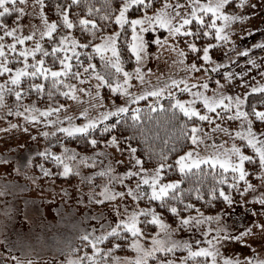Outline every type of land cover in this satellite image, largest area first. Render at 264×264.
<instances>
[{"label":"snow or ice","instance_id":"6c2138e0","mask_svg":"<svg viewBox=\"0 0 264 264\" xmlns=\"http://www.w3.org/2000/svg\"><path fill=\"white\" fill-rule=\"evenodd\" d=\"M27 4L28 0H0V77H4L0 80V109L6 106V98L14 96L15 115L23 116L29 122H37L40 117L47 118L52 114H59L61 109H67L68 106L58 102L57 107L49 105L41 108L36 103L22 105L19 102L25 94L31 95L35 90L43 97L47 88L49 100L59 94L72 100L83 101L84 97L78 93L85 92L92 95L91 88H78L77 84L71 83L70 80L84 84L85 80L92 77L97 81L96 89H101L106 85L112 93L128 97L124 104H115L111 101L113 107L104 109V103L107 101L97 91L95 96L99 97L100 102L97 105H89V107H100L102 111L98 116L90 117L85 109L78 113L84 118L83 123H72L73 117L68 115L63 117L64 120L69 121L67 126H63L59 115L55 121L52 119L43 121L46 125L53 126L60 123L61 126L57 127L56 131L67 136H82L92 146L94 152L92 155L80 154L65 147L61 154L45 151L39 155L52 160L57 166H62V171L58 173L59 176L68 177L75 172L76 176L81 177V184L88 186L89 195L86 201L78 202L102 205L105 206V211L114 214L112 221L109 222L105 219L103 212L100 213V218L104 220V223L100 226L99 234H96L94 228L91 233H86L81 237L84 247L88 248L90 243L92 251H86L77 259L68 260L65 264H187L189 259L195 261L198 257L204 259L198 261L197 264H221V261L222 264H264V258L258 255L241 258L240 254H237L235 257H230L223 255L220 251L223 244L230 241H238L248 246L245 237L255 234L253 226H245L242 231L233 233L221 224L223 210L215 216H204L199 209L196 210L195 216L181 215L176 204L169 203V200L185 201L183 196L185 190L179 187L182 181L180 179L164 180L167 174L165 169L168 172L178 169L181 176L185 178L190 174L206 177L209 173L205 172L201 166L208 164L213 169L211 175L216 181L209 189L208 196L213 199L220 197L229 206L238 202L245 205L250 203L251 201L247 200L235 201L231 191L219 185H228V189H235L241 197L249 190L256 191L257 185H254L249 177H255L260 182V186L264 187V130L257 131L251 118L255 117L261 129H264V110L258 109L256 105L251 106V112L245 110L242 106L247 103L249 93L226 95L221 91L224 85L219 79L216 80L217 87L212 90L211 95L207 94L210 87L207 79L202 82H191L186 78H170L162 86H154L151 90L146 88L140 94H134L129 91L132 86L130 81L133 79V73L123 67L124 57L122 55V51H127L128 58L135 60L136 67L133 72L135 78L143 84L142 65L152 55L149 52V44L154 43L158 46V55L163 46L161 42L169 44L171 41V50L177 53V60L173 63L183 65L186 59L185 51L177 47L174 38L190 37L192 39L185 41L186 48L197 53V59L202 60L203 63L198 64L196 60H193L185 66L186 69L190 68L192 72L203 69L207 73L211 66V71L216 72L227 65L214 61L210 49L231 41L232 38L229 35L232 31L231 26L237 21L243 22L249 18L246 15L249 0H119L116 6H113L111 0H104L103 5L94 4L91 0H63V2L56 0L54 10L57 19H49L45 12V0H32L33 8H38V11L31 14L26 11ZM250 6L256 8L259 5L252 3ZM81 11L86 12L87 15H81ZM27 15L38 16L40 26L32 23L30 30L25 33V25L22 21ZM95 16H99V21L94 18ZM8 17H12L11 25ZM112 23L117 27L106 31ZM77 25L81 30L80 38L70 31L77 28ZM161 30L166 31L168 35L151 36L152 33H160ZM251 31L254 32L256 29L252 28ZM129 32L130 39L128 38ZM97 33H100L99 37ZM241 33L242 36L251 35V32L244 29H241ZM145 34H149L151 39H146ZM121 37H123V43H121ZM201 37H212L215 43H207L202 48L198 47L195 40ZM45 38L51 41L48 48H45L43 44ZM97 39L99 42H95ZM28 41H32L34 46L26 43ZM252 48L264 50V41L253 44ZM250 51L249 48H244L243 52L236 51L234 44L228 48V52H236L237 57L247 56ZM228 52L224 53L226 58ZM97 55L103 71H98L96 63L93 62L94 56ZM56 62L60 65L58 68L54 67ZM228 63L233 64L235 61L229 58ZM247 63L252 64L254 68L264 67L253 59H249ZM251 70L248 69L249 72ZM147 71L151 73L152 69L148 68ZM259 74L264 77V72ZM244 75H246L244 71L223 72L225 82L241 77V85L245 83L242 79ZM36 79H41L42 82H34ZM25 83L27 87L24 86ZM181 85H183L182 88ZM177 92L187 93L191 98L179 99L176 96ZM251 92H264V85L251 87ZM165 95L169 97L171 118H176V110H179L185 118L180 121L181 135H185V129H190L185 138L196 147L177 155L173 164H168L166 162L168 157L161 153L155 165L150 169L146 166L148 161L137 154L138 147L131 143L136 135L144 138V132L141 130L124 136L122 132L118 134V126L124 120L122 114L131 111V127L133 129L142 127L141 109L137 107L130 110L128 104L152 96L157 100L148 106L149 112H155L157 106L163 112L165 105L159 103V100ZM197 102L200 107L195 106ZM260 103L264 104V100ZM12 114V109H8V115ZM110 117H120V119L111 121ZM225 117L229 120H240V128L234 131L224 127L221 123H215L218 120L223 121ZM102 121H107V123H101ZM204 122L213 125V131H221L228 135H233L234 131V137L246 143L237 145L233 142L230 147H225L226 141L221 140L217 144L213 139L210 146L206 145V148L211 147L212 151L201 155L198 149L200 143L206 138L200 135ZM124 123L127 124V121L124 120ZM10 127H18V125H10ZM97 128H99V136L95 135ZM105 133H107L106 138H104ZM43 135L47 137L50 133L45 131ZM122 140L126 147L122 146ZM101 143L105 149L114 147L115 151L120 153L121 159L113 157L117 165L124 164L122 157L127 152L128 164L124 171H118L112 164L104 167L102 162L99 170L92 172L91 175L81 171L82 166L95 169L97 159L109 155L105 149L99 148ZM244 147L251 148L253 154H246L242 150ZM148 157L151 160L153 153L149 152ZM28 163L31 164L32 161L29 160ZM246 164H251L253 167L248 168ZM217 166L222 169V172H215ZM37 167L45 176L53 175L42 164ZM194 169L197 170L195 173H193ZM229 175L231 180L228 178ZM96 178H99L102 183L97 184ZM134 180L135 186L133 187ZM241 181L243 185L239 183ZM117 185L120 187L118 188ZM61 191L64 190L61 189ZM187 191L191 192L192 189L189 188ZM6 194V192H0V195ZM196 196L198 199L205 198L199 187L196 188ZM145 198L150 204L159 201V207L166 208L178 217L179 225L188 226L193 221L197 226L201 223L210 225L215 220L217 227L215 229L209 227L204 232L205 237H208L210 232H215V236L206 240V247L193 249L188 241L177 240L171 235V232L177 229H172L171 225L161 218L155 205L141 207L140 202ZM252 201H258L264 206V192L260 195H253ZM193 207H195L194 204L186 203L185 210ZM246 211L255 214L257 210L247 208ZM261 214H264V208L261 209ZM153 226L156 231H152ZM254 227L264 234V223L255 222ZM147 241L150 243H146ZM105 242L107 246L100 247ZM196 243L199 244L200 241ZM125 247L133 250L135 255L124 257L113 255L116 250H122ZM177 249L186 251L187 256L176 257ZM252 251L255 252V249ZM12 259L15 260V264H32L30 260L22 261L17 257H12ZM0 264H8V261H2Z\"/></svg>","mask_w":264,"mask_h":264},{"label":"rangeland","instance_id":"374dc122","mask_svg":"<svg viewBox=\"0 0 264 264\" xmlns=\"http://www.w3.org/2000/svg\"><path fill=\"white\" fill-rule=\"evenodd\" d=\"M255 3L259 5L256 8H251V4ZM32 0H28L27 9L28 13L31 14L32 8ZM248 11L246 15H248V19L246 21L235 22L231 27L232 31L229 33L231 36V41L227 44H222L219 47H215L210 49V54L213 57L214 61L221 62L222 64H226L227 67H222L218 69L216 72L211 71V66H209V71L207 73L204 72L203 69L200 71L192 72L190 68L186 69V65L190 64L193 60H196L198 64H202V60H198L197 53L191 52L186 48L185 41L190 40V37H179L175 39L177 47L180 49H184L186 59L184 60V64L181 65L179 63H173V61L177 60V53L171 50V41L169 44H163L160 49L159 54L157 55V45L154 43L149 44V52L152 53L150 57H148L143 62V73H144V83L141 84L139 80L135 78V73L133 69L136 67L135 60L129 59V53L127 51H122V55L124 57L123 67L125 70L133 73V79L130 81L132 85L129 91L134 94H140L146 88L151 90L154 86H162L167 83L170 78H186L191 82H202L204 79L209 81L210 87L208 89L207 94L211 95L212 90L216 89V80H221L224 85L223 91L226 95H242L244 92H248L249 95L247 97V103L242 107L245 110L251 112V106L256 105L258 109L264 110V106H260V101L263 98L257 97V94H264V92H251V87L264 85V77H262L259 73L264 72V67L254 68L252 64L247 63L249 59H253L257 64L264 65V50L259 48H252L253 44L260 43L264 41V0H249V4L247 5ZM243 11V10H238ZM39 17L33 15L25 16L22 21L25 25L24 32L27 33L30 30V25L35 23L37 26L39 24ZM12 17H8V22L11 25ZM117 26H115L116 28ZM252 28H255L256 31L252 32ZM241 29L245 31L251 32V35H243L241 33ZM113 30V29H112ZM72 31V34L77 38H80L81 30L79 28H75ZM158 34H162L163 36H167L168 33L166 31L161 30L160 33H152L151 36H155ZM99 37V35H97ZM149 34H145L146 39H151ZM128 38L130 39V32L128 34ZM208 40H195L198 47H203L207 43H215L212 37H206ZM10 39V38H6ZM89 39L91 40V36L89 35ZM202 39V37H201ZM95 42H99L97 39ZM31 46L33 45L32 41L26 42ZM121 43H123V37H121ZM44 47L48 48L51 44V41L44 40ZM235 45L236 51L243 52L244 48H249L251 51L247 56L241 55L239 57L236 56V52H228V48L230 45ZM83 51V50H81ZM228 52V57L224 56V53ZM70 55V53H69ZM232 59L235 61L233 64L228 63V59ZM93 62L97 65L98 71H103V66L101 65V61L99 56H94ZM73 63H75L73 61ZM148 68L152 69V72L149 73L147 71ZM248 69H252L250 72ZM83 73V70H81ZM114 71V70H113ZM231 71V72H246V75L242 77L245 81L243 85L240 84L241 77H236V79L232 81L225 82L223 72ZM191 73V75H189ZM121 79L122 77V73ZM4 77H0V80H3ZM71 83H76L78 88L90 87L92 95H88L85 92H80L78 95L83 96V101L81 100H72L66 104L67 109H61L59 114H52L51 116L45 118L40 117L37 122H29L25 120L23 116L15 115V107L14 101L15 97L6 98V106L0 109V192H6V195H0V262L7 260L8 264H15V260L12 257H17L22 261H32V264H65L68 260L77 259L84 252H91V245L89 243V247H83L79 249V252L76 255H72V253L61 255L55 257V261L49 258L50 252V240L52 236H54L55 226L62 223L61 213L65 212L71 213L70 211L76 212L74 213V218L78 219L83 213L89 211L91 212L92 221L90 220L91 226L97 229L104 223V220L100 218L98 214L103 212L105 219L109 222L112 221L114 214L105 211V206L97 205L95 203L87 204L85 202L78 201H86L89 195V188L86 184H81V177L76 176L74 180L71 182L65 181H57L56 175L62 169H52L53 161L48 165V169L53 173L51 176H45L42 172L41 175H38V171L33 169V165L31 163L30 167L24 171L21 167L25 166L28 161V156L30 158L31 154H40L41 152L51 151L57 154L63 153L64 148L62 150L54 149V146L57 143L62 142L63 138L52 139L51 137H55L54 135L58 133L56 131L57 127H60L61 124L57 123L55 126L51 128H44L46 124L43 122L45 119L57 120V115L60 117V121H66L63 126H67L69 121L64 120L63 117L65 115L73 117L72 123H83L84 118L78 115L79 111L87 110L90 117H96L100 114L102 109L100 107H89V105H97L100 102L99 97L95 96L97 91L100 92L101 96L105 97L107 102L104 103V109H111L113 104L111 101H114L115 104H124L128 97L120 95L118 93H112L110 89L105 85L101 89H96L95 85L97 83L94 77L89 80H85L84 84H80L76 80H70ZM11 86V85H10ZM27 87V83L24 85ZM183 85H181V88ZM36 92V91H35ZM32 91L31 95H24V98L19 102L22 105H27L29 103H35V99L39 100V93H35ZM45 96H47V88L45 89ZM177 98L186 100L191 97L187 93L177 92ZM151 97L150 99L157 100L156 97L148 96L145 99ZM65 98L63 95L57 94L53 100L61 101V99ZM110 98V99H109ZM162 98H169L165 95ZM143 100V99H142ZM141 101V100H140ZM53 102V101H52ZM139 102V101H138ZM138 102L128 104L130 108L133 104ZM44 101H40L38 106L41 108L47 107L49 105H44ZM52 106V105H51ZM196 107H200L199 102L195 105ZM57 107V106H52ZM8 109H12L13 114L8 115ZM112 117L109 118V120ZM254 121V127L257 131H261L260 126H256L255 117H251ZM107 121H102L101 123H105ZM258 122V121H257ZM215 123H221L224 127L231 128L234 131L240 128V120H229L227 117L224 118L223 121H216ZM10 125H18V127H10ZM203 131L200 133L201 136L206 137L199 146V152L201 155L208 154L212 151L210 146L212 144V140L215 139L217 144L221 140L226 141L227 143L224 145L225 147H230L231 143L235 142L237 145L242 143H246L242 141L240 138L234 137L233 135H228L221 131H213V125L207 124L204 122ZM25 129H28L25 131ZM47 131L50 133L49 136L45 137L43 133ZM51 133H55L52 135ZM124 147V146H123ZM195 145H192L189 148H195ZM188 148V149H189ZM105 149V146L102 145V148ZM187 149V150H188ZM186 150V151H187ZM246 154H253L252 149L249 147H244L242 149ZM105 151L109 154L108 156H101L97 159L96 164L98 165L95 169L92 168L89 175L92 172L98 171L101 167V162L104 167H107L109 164H112L114 168L118 171H124L125 167L128 164V156L127 152L124 153L122 159L124 160L123 165H117L114 162L113 157L115 159H121L120 153L116 152L114 147H110L105 149ZM94 151L82 154L92 155ZM27 154V155H26ZM159 154H153V158L148 161L147 167L152 168L157 158L160 156ZM168 157V155L164 154ZM42 161V160H41ZM168 164H173L175 162V158L171 161H166ZM42 162H38L37 165ZM208 165V164H206ZM219 167V166H217ZM246 167L251 168L253 165L246 164ZM18 169V171H17ZM178 171V169H175ZM81 171L84 172L83 166L81 167ZM174 171V170H173ZM167 173L164 177V180H176L173 178H169L167 169H165ZM75 173V172H74ZM56 174V175H55ZM229 180H231V176H229ZM252 180L254 185H257L256 191L253 192L249 190L248 192L243 194L241 197L235 189H228V185H222L226 190L231 191L233 199L235 201L247 200L251 201L247 205L243 203H234L229 206L227 203L223 201L222 198L217 197L216 199L206 197L197 207L188 209L186 212L180 211L181 215H196V210L199 209L200 212L204 214V216H215L218 213H221V224L226 226L233 233L242 231L245 226H253L254 235L246 236L245 239L248 241V246L238 242V241H230L223 244V247L220 249L223 255H227L230 257H235L237 254H240L241 258L249 255H258L260 258H264V234H261L260 229L254 227L255 222L264 223V214H261V209L264 208L258 201H252L253 195H260L264 192V187L260 186V182L255 177H249ZM96 183L100 184L102 181L99 178H96ZM243 185V182H239ZM132 186H135V180L133 181ZM119 188L120 186L117 185ZM63 189L64 191H61ZM99 192V188L96 190ZM65 192L67 193L65 195ZM158 202V201H155ZM155 202L150 204L145 198L142 200L141 207H152L155 205ZM115 203V202H111ZM64 204V208L63 205ZM132 202L130 201V205ZM110 206V205H109ZM156 206V211L160 214L161 218L168 224L171 225L172 229H177L174 232H171V235L180 241H188L193 249L198 247H206L207 239H211L215 236V232H210L208 237L204 236V232L212 227L215 229L217 227V222L213 220L211 224L201 223L199 226L195 224L193 221L190 225L184 226L179 225L178 217L174 214L172 216H162L161 212L158 210V206ZM247 208L256 209V213L246 211ZM105 212V213H104ZM89 218L90 214H88ZM143 219V217H141ZM71 219H73L71 217ZM64 221V220H63ZM179 225V227H178ZM62 228V224L59 226ZM152 231H156L155 226H153ZM59 239H62L60 236L55 240L58 244L55 245L56 248L62 243H59ZM196 241H200L199 244ZM130 242V241H129ZM146 243H150L147 241ZM22 245V246H21ZM21 246V252L18 253L15 249ZM107 246V242L105 244L100 245V247ZM250 246V247H249ZM20 249V247H19ZM255 249V252L252 251ZM33 253H40L43 256L42 261L34 260L32 256ZM113 255L115 256H134L135 253L133 250L125 247L122 250H116ZM163 255V254H159ZM176 257L187 256V252L182 249H177L175 253ZM204 258L198 257L196 260L189 259L187 264H197L198 261H202ZM222 264V261H221Z\"/></svg>","mask_w":264,"mask_h":264},{"label":"trees","instance_id":"16d2710c","mask_svg":"<svg viewBox=\"0 0 264 264\" xmlns=\"http://www.w3.org/2000/svg\"><path fill=\"white\" fill-rule=\"evenodd\" d=\"M63 2V0H61ZM92 3L97 5H103L104 0H91ZM119 0H111V3L113 6H116L118 4ZM56 3V0H45V12L48 14L49 19H57L55 10H54V4ZM32 5V4H31ZM81 8H83V4H81ZM26 11L28 12V9L26 8ZM31 12L38 11V8H32L30 10ZM81 15H87L86 12L81 11ZM93 18V17H88ZM99 21V16H95ZM39 20V19H38ZM107 23V22H102ZM40 26V22L38 24ZM115 24L112 23L109 25V27L106 29V31H111L115 28ZM77 28H79V25H77ZM80 29V28H79ZM97 35H100V33H97ZM81 36V35H80ZM45 40H48L45 38ZM200 40H208L206 37L200 38ZM50 45V44H48ZM62 55V54H61ZM84 58V57H82ZM49 59V62H51V59ZM59 63L56 62L54 64V67H59ZM82 70V69H81ZM82 72V71H81ZM27 79V78H26ZM34 82L40 83L42 82L41 79H36ZM35 92V90H33ZM36 93V92H35ZM37 94V93H36ZM46 93H44V96H39V100L35 99V103L38 105L40 101H44V105H52V106H58V103L68 104L70 102V98L65 97L61 99V101H55L53 99L49 100L47 96H45ZM257 97H262L264 100V94H257ZM151 97L147 99H143L139 101L136 104H133L129 109H134L139 107L141 109V126L140 128L133 129L131 127L132 125V119H131V111L127 114H122L124 116V120L127 121V124L124 123V120L121 121L120 125L118 126V134L120 132L123 133L124 136H128L129 134H132L137 131H143L144 132V138H142L139 135H136L135 138L131 141L133 146L138 147V155L142 156L146 161H149L148 153L152 152L153 154H159L163 153L168 155V160H173L176 158L177 155L182 154L183 151H186L190 146L191 142L190 140L186 139V135L190 131V129H185V135H181L180 133V121L184 120L182 113L179 112V110H176V118L172 119V112L169 108V98H161L159 100V103L165 105V110L163 112L160 111L159 107L157 106V109L155 112H149L148 106L150 104H154L156 100L150 99ZM53 101V102H52ZM58 102V103H57ZM260 106H264V104H260ZM55 115V114H54ZM117 119H120V117H112L110 120L115 121ZM66 121H62V124H64ZM256 122V126H260L259 122ZM107 123V122H105ZM52 126L46 125L44 128H51ZM95 135L99 136V128H97ZM55 137H51L52 139L57 138H63L62 142L57 143L54 146V149L62 150L63 148L67 147L72 149L75 152H78L80 154L82 153H88L91 151H94L91 145L87 143V141L82 137H70L62 132H58L54 135ZM107 137V133L104 134V138ZM146 138V139H145ZM122 146L126 147L124 145L123 140L121 141ZM102 143L99 145V148H102ZM173 148H175V151H173ZM63 152V151H62ZM27 155V154H26ZM29 160L32 161L33 169L35 171H38V175H41V169L37 167L38 162H42L41 164L48 169L47 165L50 164L52 160H49L47 157H41L39 154H31L30 158L28 156V161L26 162L25 166L21 167L24 171H26L31 164H29ZM42 160V161H41ZM52 169H62V166H57L55 163H52ZM40 165V164H39ZM98 166V165H97ZM205 172L209 173L206 177L205 176H198L196 174H190L187 178L182 177L179 171L174 170L171 173L168 174L169 178L173 179H180L182 181L181 185L179 186L181 189H184L183 196L185 197L184 202L179 201H172L169 200V203L176 204L178 209L180 211L186 212L185 206L186 203H192L197 207L196 205H200L206 197H209L207 194L209 192V189L216 183V181L212 178V171L211 167L209 165H202L201 166ZM84 173L89 174L92 168H85ZM197 170H193V173H195ZM216 173L222 172V169L219 167H216L215 169ZM56 175V174H55ZM230 176V175H229ZM57 181H65V182H71L76 178L75 173H71L68 177H62L59 175H56ZM230 178V177H228ZM220 187L222 185H219ZM199 187L200 192L204 194V199H198L196 196V188ZM191 188L192 191L188 192L187 189ZM63 208L65 207L64 204ZM155 205L158 206V210L161 212L162 216H172L173 214L169 211H167L166 208L159 207V201L155 202ZM194 209V207H193ZM61 213L62 217V228H59L61 225H56L54 230V236H52L50 240V252H49V258H51L53 261H55V257L66 255L69 253H72V255H76L79 252V249L83 247V241L81 240V237L86 233H91L93 226H91L90 220L92 221V215L91 212L89 213L85 212L83 215H81L78 219L74 218V211H70L71 213L65 212ZM105 213V212H104ZM90 214V217L88 216ZM100 216V214H98ZM71 217L73 219H71ZM142 219V218H141ZM64 220V221H63ZM100 232V227L96 229V234L98 235ZM62 237V239H59V243H62L59 248H56L55 245L58 244L55 242L56 239L59 237ZM22 246V245H21ZM19 247L15 249L18 253H20L21 250ZM30 256L33 257L34 260L42 261L43 256L40 253H33Z\"/></svg>","mask_w":264,"mask_h":264}]
</instances>
